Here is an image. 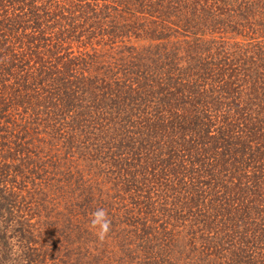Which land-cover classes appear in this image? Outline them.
I'll return each mask as SVG.
<instances>
[{"label":"trees","instance_id":"trees-1","mask_svg":"<svg viewBox=\"0 0 264 264\" xmlns=\"http://www.w3.org/2000/svg\"><path fill=\"white\" fill-rule=\"evenodd\" d=\"M12 251L264 264V0H0V264Z\"/></svg>","mask_w":264,"mask_h":264},{"label":"clouds","instance_id":"clouds-1","mask_svg":"<svg viewBox=\"0 0 264 264\" xmlns=\"http://www.w3.org/2000/svg\"><path fill=\"white\" fill-rule=\"evenodd\" d=\"M93 227L99 228V238L103 239L110 231L111 221L108 219V213L104 209H97L93 213L91 220Z\"/></svg>","mask_w":264,"mask_h":264},{"label":"rangeland","instance_id":"rangeland-1","mask_svg":"<svg viewBox=\"0 0 264 264\" xmlns=\"http://www.w3.org/2000/svg\"><path fill=\"white\" fill-rule=\"evenodd\" d=\"M12 244H14V245H16L17 244V242H16V240H11L10 241ZM15 254L16 253H14L13 251L12 252H8V257H7V263L8 264H13V262H14V257H15ZM11 262V263H10Z\"/></svg>","mask_w":264,"mask_h":264}]
</instances>
